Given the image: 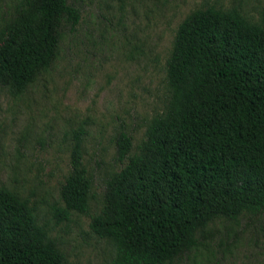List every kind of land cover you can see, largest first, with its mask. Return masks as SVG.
I'll return each instance as SVG.
<instances>
[{
	"label": "trees",
	"instance_id": "obj_1",
	"mask_svg": "<svg viewBox=\"0 0 264 264\" xmlns=\"http://www.w3.org/2000/svg\"><path fill=\"white\" fill-rule=\"evenodd\" d=\"M30 16L0 45V81L23 92L46 71L64 19L82 15L71 0H32ZM171 99L147 129L148 156L131 155L132 135L117 136L129 162L106 196L111 219H94L110 237L108 264H170L197 248L218 220L264 219V24L237 8H198L178 25L166 62ZM61 185L70 210L87 212L91 180L81 134ZM0 264H74L37 223L27 198L0 187Z\"/></svg>",
	"mask_w": 264,
	"mask_h": 264
},
{
	"label": "rangeland",
	"instance_id": "obj_2",
	"mask_svg": "<svg viewBox=\"0 0 264 264\" xmlns=\"http://www.w3.org/2000/svg\"><path fill=\"white\" fill-rule=\"evenodd\" d=\"M82 19L58 24L50 67L21 92L0 81V187L27 198L39 225L68 262L108 264L110 237L93 229L111 219L109 186L129 159H118L117 136L132 135L131 155L145 158L147 129L171 99L166 62L180 22L198 8H237L264 24V0H71ZM32 0H0V45L30 16ZM81 134L91 180L88 211L63 215L62 183ZM170 264H264V219L218 220L201 244Z\"/></svg>",
	"mask_w": 264,
	"mask_h": 264
}]
</instances>
